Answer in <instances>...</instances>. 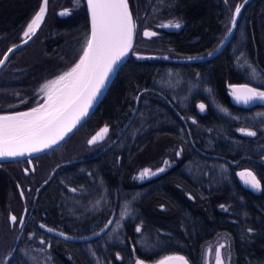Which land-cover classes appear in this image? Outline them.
Returning <instances> with one entry per match:
<instances>
[{
    "label": "trees",
    "instance_id": "obj_1",
    "mask_svg": "<svg viewBox=\"0 0 264 264\" xmlns=\"http://www.w3.org/2000/svg\"><path fill=\"white\" fill-rule=\"evenodd\" d=\"M41 1L0 0V58L22 41L24 28ZM132 1L128 0L130 9ZM158 1L168 0L152 3ZM172 1L176 2V15L184 16L187 25L186 33L178 38L186 52L210 45L215 34H219V41L234 12L224 0ZM242 1L235 0V7ZM82 2L48 0L45 18L35 35L14 50L0 68L1 113L36 106L44 95L42 85L76 63L88 32ZM166 4L164 10L174 7L172 2L171 7ZM242 5L228 44L205 70L149 57L135 59L132 41L127 60L120 64L109 88L112 92L122 89L119 97L112 93L113 109L121 100L124 106L129 97L131 105L139 93L133 120L111 148L54 173L67 179L77 176L63 183L79 189L71 194L70 188H63L57 197L53 178L49 180L33 201L32 219L21 232L12 261L136 264L142 260L148 264L181 254L191 264H200L203 247L224 235L230 264H264V106L241 109L231 105L225 93L226 82H246L264 91V0ZM64 9L70 14L59 15ZM152 48L148 45L141 51L148 54ZM150 88L154 94L146 91ZM196 95L209 99L194 102ZM151 96L155 97L153 103ZM101 102L88 122L99 117ZM201 103L205 110L198 113ZM240 129H250L256 135L248 136ZM167 143L180 147L176 162L141 182L131 179L135 168L148 161L146 155L162 154ZM257 160L261 161L256 165ZM247 167L254 168L262 190L254 192L240 183L235 171ZM14 200L18 210L12 205L11 215L17 216L21 199L12 197ZM125 206L128 214L122 216ZM56 212L62 219L59 225L54 223ZM112 212L110 227L91 241L60 240L36 225L40 221L70 235H84L101 228ZM138 226L140 232L136 231ZM4 228L0 235L4 239L9 236L10 244L1 247V256L11 250L18 232L16 228L9 230L6 221Z\"/></svg>",
    "mask_w": 264,
    "mask_h": 264
},
{
    "label": "snow or ice",
    "instance_id": "obj_2",
    "mask_svg": "<svg viewBox=\"0 0 264 264\" xmlns=\"http://www.w3.org/2000/svg\"><path fill=\"white\" fill-rule=\"evenodd\" d=\"M48 0H43L39 11L27 24L23 36L31 39L35 35L45 18ZM243 5L238 4L231 18L232 28L236 26L237 17L241 13ZM87 8L91 18L90 35L85 41L82 55L79 60L68 71L57 76L54 80L42 85L41 91L45 93L44 102L25 112H13L11 114H0V158L23 156L25 153L42 152L57 145L68 133H70L80 121L88 115L89 109L94 101L101 94L109 80L110 74L125 57L132 46V38L135 30V23L129 10L128 0H87ZM69 9H64L59 15L67 16ZM162 27L180 28V22H169ZM232 28L228 29L231 33ZM145 36H156V32H144ZM27 39L24 43H27ZM18 45L8 48L7 52L0 58V67L8 59L10 53ZM212 55V53H208ZM195 59V57H189ZM254 71V70H253ZM232 97L245 105L253 101H264V91L250 87L248 84L229 85ZM201 111L205 110L203 103L198 106ZM248 136H255L256 132L250 129H240ZM109 128L105 125L88 140V144H96L105 139ZM179 155V153H177ZM165 165L168 164L164 161ZM165 169L158 168L153 172L145 168L139 174L140 179L154 176ZM27 172V169L25 170ZM241 181L253 190H262L261 180L255 172L245 169L238 173ZM71 191L75 192L73 188ZM23 196V192H21ZM99 203V202H97ZM223 208L224 206L221 205ZM128 214L127 206L121 214ZM10 222L15 224L17 217L10 216ZM21 226L24 224V217L19 220ZM112 221H109L111 224ZM41 227H44L41 225ZM108 225H105L107 228ZM53 231V229H48ZM103 231V229L101 230ZM137 232L141 231L138 226ZM249 232L252 229H248ZM59 235L64 236L63 232ZM44 243V241H41ZM219 245L215 250L216 264H223L221 249ZM12 253L9 252L3 264H10ZM136 264H144V261L137 260ZM157 264H188L185 257L174 255L166 256Z\"/></svg>",
    "mask_w": 264,
    "mask_h": 264
},
{
    "label": "flooded vegetation",
    "instance_id": "obj_3",
    "mask_svg": "<svg viewBox=\"0 0 264 264\" xmlns=\"http://www.w3.org/2000/svg\"><path fill=\"white\" fill-rule=\"evenodd\" d=\"M219 1L217 2V5L219 4ZM163 2L158 1L156 3H152V0H147V1L146 0H133L131 3L130 12L132 14L133 21L135 23L133 45L136 46L135 51L132 52V56H134L135 59L142 58V57L145 58V55L151 54L152 56H155L153 58L157 62L159 60H163L165 61V63H168V64L169 63L170 64L172 63L180 64V63H186L185 61L180 60L182 58L189 59V57H200L201 55H205V54L208 55V53L217 51V48L220 46L222 37L225 36V34L228 31L229 26L231 25V21H230V25L226 29V32L224 33L223 36H221L219 41H218L219 34H215L216 37H214L215 39L214 41L210 43V45L204 48H201L197 52L195 51L186 52V49H185L186 47L183 46L184 44H181L178 39L180 35L186 33L185 29L187 28L186 27L187 25H186V22L184 21V16L182 15L180 16L178 14L176 15V12H175L176 10L173 9L176 7L175 1H172V0L166 1L169 3L168 5L169 7H171V4H170L171 2L173 3V6H174L172 8H168L167 10L163 9L167 5L165 1ZM223 2L226 4L225 6L234 3V2H231L230 0H224ZM152 4L154 5L152 6ZM233 5L235 6V3ZM169 22H180L181 27L178 29L173 28V27H162V25H166ZM145 31L156 32L157 35L151 36V37L145 36L144 35ZM184 37L185 36H183V38ZM148 45L153 46L152 48L153 50L152 52L148 54H144L141 50L143 49V47L145 48ZM219 53L220 52L216 53L213 57H211L208 60L205 59L200 62L191 61L190 63H186V64H190L194 68H197V70H201L202 68L203 70H205V68H209L208 67L210 65L209 61H211V59L216 56L218 57ZM233 83L226 82L225 87L227 88L228 84L231 85ZM107 88L108 89L106 90L105 94H103L102 97L100 98L101 99L100 102L101 101L102 102L100 104L101 110H100L99 117L97 119L92 118L89 120V122L87 118L86 121L83 123V125H81L76 130V132H74L68 139L63 141V143L58 148L56 149L54 148L50 150L48 153H45V154L43 153L39 155V157H36V158L32 157L31 159H28V160L20 159L18 161L0 162V232H2L1 230L5 229L4 228L5 221L7 224V228L9 230H11L12 228H16L18 232L15 233L14 235L13 243L18 233H20L19 235V240H20L21 232L25 230L26 224L30 222L32 219L31 215L34 209L33 201L38 197L40 190L46 187V185L48 184L51 178H53L52 184L56 187L55 195H57V197L59 196L58 194L59 191L63 188H66V187L70 188L69 191H71V189L73 188L79 189L78 185L71 184L70 186H68L67 184H64L63 182H66L67 177L62 176V175H60L59 177V176H56V174L54 173L57 172L58 169H60L61 167L69 166L70 163H75V161H80L81 159H85V158L89 159L111 148V146L118 143L119 137L121 136V134H123L125 130L123 129L124 124H127L129 121L131 123V121L133 120V116L135 115L136 110H137L135 103H137L139 93L135 91L137 93H135L134 103H132L131 105H129V103L131 102V99L129 97L126 101L127 103H125L124 106H123L124 100L123 101L121 100V102L118 104L117 109L116 108L113 109L111 108V104H113L112 98H111L113 96L112 93L113 92H115V94L117 93V96L119 97V93H122V89L120 88L119 90L114 89V91L112 92L111 91L112 88H109V85ZM226 88H225V93H227ZM144 90L146 89H143L142 91ZM146 91H148V93L154 94L155 90L153 88H150ZM211 93H212V90H211ZM227 95L229 97V93H227ZM162 98L167 100L166 97L162 96ZM207 99H209V96L201 97V96L196 95V96H193L192 101L200 103L202 102V100H207ZM150 100H151L150 103H153L155 101V97L151 96ZM260 105L264 106V102L260 101L257 106H260ZM198 106L199 105H197V111L198 113H201L202 111L200 110ZM134 109H135V112L133 113ZM124 119H126L125 122H124ZM88 124L89 126L86 127ZM90 124H93L91 129H90ZM129 124H127V126ZM103 125L108 126L109 132L106 135L105 139L102 140L99 144L90 145V147L92 146L94 150H92V152H90L89 155L81 154L79 157L75 156V157L69 158L68 153L63 154V153L55 152V151H58L59 148L64 145L71 146L70 150H73L74 148H76V150L80 149V147L83 146V141H85L87 145L86 140L88 139V137H90V135L93 134L95 130L97 131V129ZM262 160L264 161V159ZM260 161L261 160H257L256 162L255 161L254 162L256 164ZM26 169H27V172L25 171ZM246 169H250L252 171L254 170L253 167H247ZM76 178L77 176H71V178H68L67 180H75ZM21 192H23V196L22 195L20 196ZM72 192L73 191H71V194L74 193ZM12 197H14L15 199H17V197L21 199L20 213H18L17 216L14 213V215L17 217V222L15 224H12L10 222V216L12 212V205L14 208H16L15 209L16 212L18 210V205L16 203V200L12 201ZM30 199L32 201H30V203H27V200H30ZM59 207L60 206H58V208ZM21 214L24 217L23 226H21L19 223ZM54 214L56 215V218L54 219V223H58L59 225L62 219L59 217V215H57L58 212ZM92 222L94 223L95 219ZM39 224L45 225L44 223H40V221H36L37 227ZM45 226H48V225H45ZM48 228H54V226L52 227L48 226ZM59 232H62V231H59ZM9 244H10L9 236H7V239H4L3 236L0 235V248L3 245L9 246ZM9 252H7L6 254H9ZM6 254H3L2 256H0V264H3ZM19 259L21 261V264H25L24 259H21V258ZM10 264H19V263L14 262L12 261V259H10Z\"/></svg>",
    "mask_w": 264,
    "mask_h": 264
},
{
    "label": "water",
    "instance_id": "obj_4",
    "mask_svg": "<svg viewBox=\"0 0 264 264\" xmlns=\"http://www.w3.org/2000/svg\"><path fill=\"white\" fill-rule=\"evenodd\" d=\"M83 2V6H85V16H87V20H88V22H87V27H88V32H87V37L90 35V31H91V18H90V13H89V11H88V8H87V0H82ZM43 2V0L41 1V3ZM249 2V0H243L242 2H241V4H244V3H248ZM41 5V4H40ZM40 7V6H39ZM129 9H130V6H129ZM234 11H235V7H234ZM234 13V12H233ZM240 15V14H239ZM232 18V17H231ZM238 20V19H237ZM229 28H232V25H230L229 26ZM228 28V29H229ZM234 28H232V31H231V33H229L228 31H227V33L225 34V36H223L222 37V39H221V43H220V46L217 48V51H215V52H212V55H207V54H205V55H201L200 57H195V59H186V58H182V59H180L181 61H185L186 63H190L191 61H196V62H200V61H202V60H208V59H210L211 57H213L216 53H218V52H221V49L229 42L228 40H229V38H230V35H232V33H233V30ZM33 37V36H32ZM27 38H25L24 36H22V41L19 43H17V44H15V45H18V47L16 48V49H18V48H21L23 45H25L26 43H24L23 41L24 40H26ZM134 40V35H133V38H132V41ZM28 41H30V39H27V42ZM16 49H14V50H16ZM131 49H132V46H131V48L129 49V51H128V53H127V55L125 56V57H123L122 59H121V61L118 63V65L116 66V69H115V71L113 72V73H111L110 74V77H109V80L106 82V84H105V87L101 90V94L97 97V99L94 101V103H93V105H92V107L89 109V112H88V115L87 116H85L81 121H80V123L79 124H77V126L70 132V133H68L67 134V136H65V138L62 140V141H60L57 145H54L53 147H51V148H49V149H45L44 151H42V152H34V153H25L23 156H17V157H2V158H0V162H8V161H18V160H20V159H24V160H28V159H31L32 157H39V155H41V154H45V153H48L50 150H52V149H56V148H58L62 143H63V141H65L66 139H68L74 132H76V130L81 126V125H83V123L86 121V119L89 117V115H91L92 113H93V109H95V107H96V105H98V103L100 102V98L102 97V95L103 94H105V92H106V90L108 89L107 87H108V85H109V83H111V81H112V79H113V77H114V75H115V73H117V71H118V68H119V66H120V64L122 63V62H125L126 60H127V57H128V54H129V52L131 51ZM8 50V49H7ZM7 50H6V52H7ZM13 53V52H12ZM12 53H10L9 54V56L12 54ZM81 55H82V53H81ZM1 58H3V57H1ZM77 62V61H76ZM74 65V64H73ZM73 65H71L70 67H72ZM69 67V68H70ZM1 68V67H0ZM69 68L66 70V71H68L69 70ZM54 80V79H53ZM243 84H248L250 87H252L249 83H246V82H243V83H239V82H235V83H233V84H231V85H243ZM227 93H229V103H231V105H235V106H239L241 109H244V108H255L258 104H259V102L260 101H253L252 103H250V104H247V105H245V104H243V103H238L233 97H232V95H231V90H230V88H229V84L227 85ZM44 97H45V94L43 95V97H42V99H41V101L38 103V104H36V106H34V107H37L39 104H41V103H43V99H44ZM31 108H33V107H28V108H26L25 110H16V111H14V112H25V111H27V110H30ZM135 112V109L133 110V113ZM11 113H13V112H11V111H7V112H5V113H1L0 112V114H11ZM132 113V114H133ZM130 123V121L127 123V124H129ZM127 124H124V126H123V129H125V127L127 126ZM104 127V125L103 126H100V128H98L97 129V131L95 130L94 131V133L93 134H91L90 135V137H88V139L86 140L87 141V145L88 146H90V144H88V140L89 139H91V137L93 136V135H95L101 128H103ZM108 134V133H107ZM101 141H99L98 143H96V144H99ZM91 145H93V144H91ZM20 196H21V194H20ZM25 210V209H24ZM23 210V211H24ZM114 215H115V213H113L112 212V214H111V216H109L105 221H104V225L101 227V228H98V229H95L93 232H89V233H85L84 235H79V234H74V235H69V233H66V232H63L65 235L64 236H61V235H59V233H61V232H59V230H57V229H55V228H48V226H45V225H43L44 227H41V225L39 224L38 225V227H40V229L41 230H43L44 232H46V233H48V235H50V236H55V237H58L60 240H67V241H69V242H74V241H80V242H84V241H91V240H95V238H97V237H99V236H102V235H104V233H105V231H106V229H108L109 227H110V225L112 224H109V221H112L113 219H114ZM21 217H22V214H21ZM105 225H108V227L107 228H105ZM48 229H53V231H48ZM103 229V231H101ZM19 235H20V233H18V235H16V239H15V241H14V243H12V247H11V253L13 254L14 253V251H15V245H16V243L18 242V240H19ZM8 256V254H6V256L5 257H7ZM168 256H174V254H170V255H168ZM179 256H183V255H181V254H179ZM184 257V256H183ZM162 258H164V257H162ZM162 258H160V259H158V261L159 260H161ZM5 259V258H4ZM158 261H156V262H151V263H148V264H157V262ZM144 264H147V263H144ZM188 264H190V262L188 261Z\"/></svg>",
    "mask_w": 264,
    "mask_h": 264
},
{
    "label": "rangeland",
    "instance_id": "obj_5",
    "mask_svg": "<svg viewBox=\"0 0 264 264\" xmlns=\"http://www.w3.org/2000/svg\"><path fill=\"white\" fill-rule=\"evenodd\" d=\"M231 2H234L235 3V0H230ZM233 3V4H234ZM233 4H231V6L232 7H235ZM40 6V5H39ZM227 7H228V5H227ZM39 8V7H38ZM233 9V8H232ZM39 11V9L35 12V14L37 13ZM230 12V11H229ZM35 14H33L32 15V18H33V16L35 15ZM232 14V10H231V12L229 13V15H231ZM31 18V19H32ZM42 24V23H41ZM27 26V25H26ZM26 26H25V28H24V31H25V29H26ZM23 36V35H22ZM21 36V37H22ZM81 55V54H80ZM80 55H79V57H80ZM79 57H78V60H79ZM148 57L149 58H153V57H155V56H152L151 54H148V55H145V58L144 57H142V58H144V59H148ZM77 60V61H78ZM74 66V65H73ZM72 66V67H73ZM71 68V67H70ZM69 68V69H70ZM61 75V74H60ZM57 76H59V75H57ZM56 76V77H57ZM55 79V78H54ZM196 86H197V84H196ZM45 94V93H44ZM44 99H45V97H44ZM44 99H43V101H44ZM264 102V101H263ZM83 141V140H82ZM70 147L71 146H69V145H64V146H62V147H60L59 148V150L58 151H55L56 153H63V154H66V153H68L69 154V158L70 157H79L81 154H83V155H89L90 154V152H92V150H94V148H92V146L90 147V146H88V145H86V143H85V141H83V146H81L80 147V149H77L76 150V148H74L73 150H70ZM85 147H87L88 149H86ZM90 147V148H89ZM163 153L162 154H160V155H154V154H147L146 155V159L148 160V161H146V163L145 164H143L142 166H138L137 168H135V171L133 172V174H132V176H131V179H134V180H138V181H143L144 179H140L139 178V174L141 173V171L143 170V169H145V168H149V169H151L153 172H155L156 171V169H158V168H165V167H168L169 165L171 166L172 164H174V162H176V157H178V155H177V153H181L180 152V147H178V145H175V144H173V145H171V144H169V143H167V145H164L163 147ZM72 151V152H71ZM94 152V151H93ZM68 158V159H69ZM164 161H167L168 162V164L167 165H165V163H164ZM243 170H245V169H243V168H239V169H237V171H235V175L238 177V179L240 180V183L242 184V185H244L245 187H249V186H246L242 181H241V179H240V177H239V175H238V173L239 172H241V171H243ZM250 170V169H249ZM151 177V176H150ZM147 178V177H146ZM250 188V187H249ZM254 192H257L256 190H254ZM221 244H223L224 245V248H222L221 249V253H222V260H223V264H230V259H229V255H230V250L228 249V239L227 238H225V236L224 235H222V236H219V238H218V240H216V241H212V242H209V244L208 245H206V246H204L203 247V253H202V255H201V257H200V264H216V258H215V250H216V248L219 246V245H221ZM3 253V251H2V249L0 248V253ZM0 256H1V254H0Z\"/></svg>",
    "mask_w": 264,
    "mask_h": 264
},
{
    "label": "bare ground",
    "instance_id": "obj_6",
    "mask_svg": "<svg viewBox=\"0 0 264 264\" xmlns=\"http://www.w3.org/2000/svg\"><path fill=\"white\" fill-rule=\"evenodd\" d=\"M46 98V97H45ZM44 102V101H43ZM28 111V110H27Z\"/></svg>",
    "mask_w": 264,
    "mask_h": 264
}]
</instances>
